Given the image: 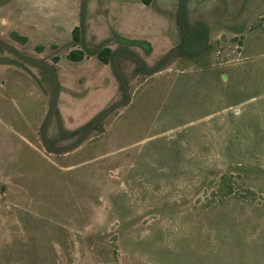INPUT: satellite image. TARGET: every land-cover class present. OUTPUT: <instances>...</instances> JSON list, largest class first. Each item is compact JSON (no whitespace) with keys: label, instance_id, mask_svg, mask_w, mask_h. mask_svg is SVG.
I'll return each mask as SVG.
<instances>
[{"label":"rangeland","instance_id":"obj_1","mask_svg":"<svg viewBox=\"0 0 264 264\" xmlns=\"http://www.w3.org/2000/svg\"><path fill=\"white\" fill-rule=\"evenodd\" d=\"M0 43V264H264V0H0Z\"/></svg>","mask_w":264,"mask_h":264},{"label":"trees","instance_id":"obj_2","mask_svg":"<svg viewBox=\"0 0 264 264\" xmlns=\"http://www.w3.org/2000/svg\"><path fill=\"white\" fill-rule=\"evenodd\" d=\"M142 3L144 5H149L150 4V0H142ZM84 11H85V5L84 3L82 4L81 6V22H80V27H75L73 30H72V39L74 41V43L76 45L80 44L81 40H80V35H81V31H82V27H84ZM13 39L15 40H19V41H25V39H20L17 35H13ZM122 42L124 43H127L129 45H135V46H144L146 50H148L147 52H149V46L148 44L144 45L143 43H140V42H135V41H129V40H126V39H123L121 38L120 39ZM0 47H2V43H0ZM5 47L7 48H11L8 44H5ZM111 51L110 49H104L102 51H100L98 54H97V58L103 63V64H109L110 60H109V55ZM131 58L134 59L133 56H136L134 55L133 53H129ZM84 57V53L82 51H73L70 53L69 55V59L73 62H79L83 59ZM140 65V64H139ZM157 67H155L154 69H150V70H147L149 71L150 73L151 72H154V70L156 69ZM47 74L49 77H54L55 78V69L53 67H49L47 66ZM146 71V72H147ZM122 88V87H121ZM121 90V93H122V97H121V102L123 104H126L128 102V96L125 95V93L123 92L122 89ZM119 103H115V104H112L111 106H109V108L101 111L95 118H93L92 120H90L88 123H86L85 125L79 127L78 129H76L75 131H71V132H67L66 135H67V138L66 140H69V139H76V144L81 142L82 139L88 135L90 132H92L94 129H98L100 128L99 127V124H100V120L104 119V117L111 111L113 110L115 107L118 106ZM63 133V131H62ZM41 136H42V140H43V145L45 146V149L49 152V153H60L62 152L64 149L62 147H59L57 146V144L61 141V137L59 138H55L53 140H48V138H46L45 136V132H44V129H41ZM224 181H225V177L223 176L219 182V185H218V188L220 189L222 187V185H224ZM228 194L230 193V190L227 191Z\"/></svg>","mask_w":264,"mask_h":264}]
</instances>
